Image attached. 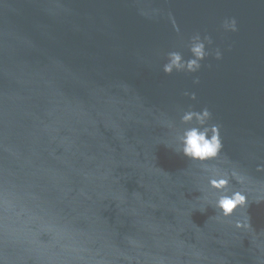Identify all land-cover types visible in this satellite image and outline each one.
Wrapping results in <instances>:
<instances>
[{
    "label": "water",
    "instance_id": "1",
    "mask_svg": "<svg viewBox=\"0 0 264 264\" xmlns=\"http://www.w3.org/2000/svg\"><path fill=\"white\" fill-rule=\"evenodd\" d=\"M196 34L201 68L166 73ZM205 107L201 162L178 137ZM262 165L264 0H0V264H264Z\"/></svg>",
    "mask_w": 264,
    "mask_h": 264
},
{
    "label": "clouds",
    "instance_id": "2",
    "mask_svg": "<svg viewBox=\"0 0 264 264\" xmlns=\"http://www.w3.org/2000/svg\"><path fill=\"white\" fill-rule=\"evenodd\" d=\"M224 27L236 31L237 21L235 18L230 21L225 20ZM205 41L211 44L212 38L206 36L202 39L199 34L192 37L190 50L193 54V58L188 60H185L182 53L178 51L169 52L168 62L164 64L163 70L168 74H171L174 70H187L188 72H196L199 70L201 68V61L209 55L206 50ZM215 56L217 59L222 58V52L219 48L215 50ZM196 82H199L198 78ZM192 96L195 98V93H192ZM211 116L212 113L207 107H205L202 112L187 111L182 116V121L185 123L196 122L193 126L185 128L178 137L180 141V152H182L184 156L201 162L214 160L220 157L224 144L221 137L220 126L218 124L208 125ZM259 167H264V165ZM205 168H208L207 164H205ZM211 171L212 175L209 177V184L211 187L221 192L215 201V208L219 209L223 216H231L238 207L247 205L248 197L245 193L239 190L231 192L227 190V186L231 179L240 175L239 171L235 168L231 173L227 171L221 172L218 168H212ZM201 210L203 211L204 208ZM236 226L243 227L244 225L242 221H237Z\"/></svg>",
    "mask_w": 264,
    "mask_h": 264
}]
</instances>
